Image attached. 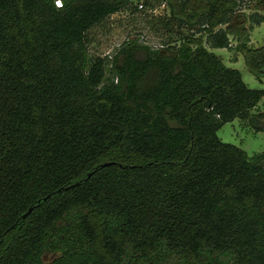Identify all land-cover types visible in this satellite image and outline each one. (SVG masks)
<instances>
[{
  "label": "trees",
  "instance_id": "16d2710c",
  "mask_svg": "<svg viewBox=\"0 0 264 264\" xmlns=\"http://www.w3.org/2000/svg\"><path fill=\"white\" fill-rule=\"evenodd\" d=\"M165 1L177 40L110 60L89 33L130 0H0V264H264V152L218 137L264 132V90L203 40L260 80L264 16Z\"/></svg>",
  "mask_w": 264,
  "mask_h": 264
},
{
  "label": "rangeland",
  "instance_id": "374dc122",
  "mask_svg": "<svg viewBox=\"0 0 264 264\" xmlns=\"http://www.w3.org/2000/svg\"><path fill=\"white\" fill-rule=\"evenodd\" d=\"M130 2L129 9L113 15L103 25L95 27L89 33L91 57L111 60L117 51L127 44H141L153 50H161L171 41L177 40L178 27L173 25L172 32L166 28L172 14L165 0H130ZM245 4H247L245 8L236 11L234 24L238 26L245 24L249 28L250 24L247 21L252 14L264 16V0H249ZM203 40L207 49L220 57L227 67L240 71L244 83L250 89L264 90V78L258 80L254 77L244 55L224 49H210L204 35ZM230 40L235 48L238 41L233 36H230ZM249 46L253 50H264V23L254 26L250 33ZM260 110H264V101L260 103ZM218 137L224 143L239 147L249 157L264 152V132L255 133L240 120L225 125L218 132Z\"/></svg>",
  "mask_w": 264,
  "mask_h": 264
},
{
  "label": "water",
  "instance_id": "95a60500",
  "mask_svg": "<svg viewBox=\"0 0 264 264\" xmlns=\"http://www.w3.org/2000/svg\"><path fill=\"white\" fill-rule=\"evenodd\" d=\"M111 165H114V163L103 165V168H106ZM32 212H33V209H30L29 212L26 215H24V219H26L27 216L30 215Z\"/></svg>",
  "mask_w": 264,
  "mask_h": 264
},
{
  "label": "built area",
  "instance_id": "2783aa9c",
  "mask_svg": "<svg viewBox=\"0 0 264 264\" xmlns=\"http://www.w3.org/2000/svg\"><path fill=\"white\" fill-rule=\"evenodd\" d=\"M59 5V4H58ZM141 8L143 7L142 5L140 6Z\"/></svg>",
  "mask_w": 264,
  "mask_h": 264
}]
</instances>
